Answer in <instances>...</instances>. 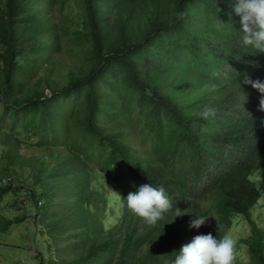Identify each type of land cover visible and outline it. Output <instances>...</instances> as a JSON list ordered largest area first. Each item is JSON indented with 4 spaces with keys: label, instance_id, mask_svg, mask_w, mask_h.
Wrapping results in <instances>:
<instances>
[{
    "label": "trees",
    "instance_id": "1",
    "mask_svg": "<svg viewBox=\"0 0 264 264\" xmlns=\"http://www.w3.org/2000/svg\"><path fill=\"white\" fill-rule=\"evenodd\" d=\"M107 1L0 0V232L28 219L14 213L28 203L32 221L45 218L29 235L43 253L61 216L71 239L48 264H168L189 234L176 211L210 195L222 217L249 218L261 196L251 176L264 168V92L245 80L264 82V53L242 46L232 0ZM57 2L59 21L38 31ZM61 42L89 63L58 81ZM24 174V187L5 184ZM148 183L173 208L155 225L123 201ZM242 242L234 264H264L263 232L252 224Z\"/></svg>",
    "mask_w": 264,
    "mask_h": 264
},
{
    "label": "clouds",
    "instance_id": "2",
    "mask_svg": "<svg viewBox=\"0 0 264 264\" xmlns=\"http://www.w3.org/2000/svg\"><path fill=\"white\" fill-rule=\"evenodd\" d=\"M232 1L233 11L236 16L240 18V29L238 32L240 33V41L242 46L244 48L254 49L255 52L264 53V0ZM111 3H115V0H113L112 2L107 1V4ZM201 12L202 9L200 7V9H198V13L201 14ZM59 16L60 7L59 3L57 2L52 4V6L45 12L42 18L38 19L36 23L37 30L40 32L45 30L46 20L48 19H51L53 23L58 22ZM115 16L116 10L114 8L111 10L109 17L113 19L115 18ZM224 26L225 24L218 21V28L222 29ZM226 36L229 38V33L226 34ZM60 46L62 47V50L58 52L57 45L55 46L53 56L61 55V63L63 64V66H61L59 62H56L54 65H51L54 69V71L52 72V76L58 81H60L58 77L67 74L69 71L76 70V65L84 67L86 66V63H89L87 61H84L82 58H80V55H78L76 60L72 61L73 68H69L68 65L64 62L65 56L69 53L65 51V45L63 42L60 43ZM53 61L54 60H52V62ZM245 83H250L253 88L257 89L260 92H264V82L249 81L246 79ZM262 103H264V101H262ZM230 114L231 112L228 111V118L230 117ZM200 115L204 119H208L209 117L214 116L215 112L213 108L205 107ZM195 125L197 127V124ZM13 145H15V143ZM5 148H7V144H4V149ZM19 149L22 148L19 147ZM42 155H44L43 152ZM180 157L187 159L191 158V155L185 154L181 155ZM51 161L52 159H50L48 162L50 163ZM169 163L172 169V177L180 176L179 170L182 169L184 165H175L171 161H169ZM262 171H264V168L256 171L251 176V179L255 181L256 185L259 187L261 196L258 198L255 205L252 207L249 218H233V214L228 215L227 217H222L216 209L215 200L210 195H205L200 200L195 201V204L188 209L176 211L180 215L174 217L171 220V223H178L180 219L184 218V227L189 234L186 235L185 238L176 247V250H174L172 257L169 259L170 261H168V264H234V261L238 257L236 256L237 241L230 234H227V230L232 224H239L243 221L249 223L250 228L252 229V224H254V222L252 221V212L257 207L258 202L264 198V191L261 189V185L258 184L259 179H257V177L260 176ZM193 176L195 177L197 176V174H194ZM23 177H25V174L20 178L13 177L5 184L9 186L10 189H16L20 186H17L15 182H21L23 184L22 187H24L25 181L23 180ZM123 201L125 202L126 207L133 214H135L139 218H142L146 223L150 225L157 224L163 218L167 219L168 215L164 216L165 213L173 210L171 199L169 198V195L167 194L165 189L163 187H153L150 183L139 186L134 192H129L127 197L123 199ZM17 202H19L18 199L16 200L13 196L12 205L16 204ZM16 208L18 207H14V213L17 212ZM12 216H14V214ZM12 216L11 219H13ZM31 217L32 214L28 217V219L19 222L17 225L21 223H26L27 221L30 225H33V223L35 222L32 221ZM44 220L45 218H43L41 223H35L37 228L33 229L30 232V235L35 236V232L39 231L40 229L39 224L42 225ZM14 225L16 224H12L11 227ZM254 226L259 229L255 224ZM61 228H63L62 223L59 227L58 235ZM8 235L9 234H6V236ZM42 235L43 237L45 236V234L43 233ZM64 237H61V239L64 240V244L62 246L60 245L59 247V235L56 238L57 247L53 249L51 248L50 244L49 248H44V253L34 243V253L37 254V263H44L45 256L47 258V261L45 262L46 264H48L52 260V258L56 259L58 256L61 257L64 245H67L71 242V239L65 240ZM51 242L52 240H50V243ZM174 246L175 242L171 243L169 245L168 251L171 252ZM244 248L245 246L241 247V249ZM238 250L237 252L240 253L239 248Z\"/></svg>",
    "mask_w": 264,
    "mask_h": 264
},
{
    "label": "rangeland",
    "instance_id": "3",
    "mask_svg": "<svg viewBox=\"0 0 264 264\" xmlns=\"http://www.w3.org/2000/svg\"><path fill=\"white\" fill-rule=\"evenodd\" d=\"M76 52L69 53L65 56L64 62L68 65L69 68H73L71 57L74 56ZM62 81L61 83H63ZM101 87V86H100ZM1 162H4L3 157H1ZM81 172V169H80ZM81 177V176H79ZM78 177V178H79ZM259 179L258 184L261 185V189L264 191V171L261 172L260 176L257 177ZM23 180L26 181V177H23ZM25 200L24 196H19L18 201ZM20 208H16L17 215L27 213L28 216H34L36 213L33 212L32 209L26 211V207H31V204H19ZM62 205V209H63ZM83 207L79 204V210L82 211ZM89 209V206L87 207ZM14 217V216H12ZM0 215V219H1ZM64 219L60 217V225L63 223ZM252 221L254 224L264 233V198L258 202L257 207L252 212ZM43 225V224H42ZM36 224L30 225L27 221L26 223H21L19 225H14L9 229L2 230L0 232V264H34V242L30 239L29 235L33 229H36ZM26 232V236H25ZM6 234H9L6 236ZM63 228L60 229V241L59 247L64 244V240L61 237H64ZM227 234H230L237 241L236 248V256H239L237 252L238 248L244 247L243 239H247L252 235V229L250 228V224L246 221H243L239 224H232L227 230ZM245 252V248L242 249ZM61 257H64L65 254L62 251ZM71 251L68 252L67 257L71 258ZM244 263L249 262L250 257L248 254H245ZM54 260V258H52ZM47 261L45 256L44 263Z\"/></svg>",
    "mask_w": 264,
    "mask_h": 264
}]
</instances>
